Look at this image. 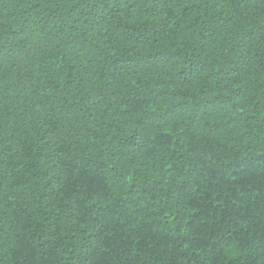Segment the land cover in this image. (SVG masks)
<instances>
[{
  "label": "trees",
  "instance_id": "trees-1",
  "mask_svg": "<svg viewBox=\"0 0 264 264\" xmlns=\"http://www.w3.org/2000/svg\"><path fill=\"white\" fill-rule=\"evenodd\" d=\"M0 264H264V0H0Z\"/></svg>",
  "mask_w": 264,
  "mask_h": 264
}]
</instances>
